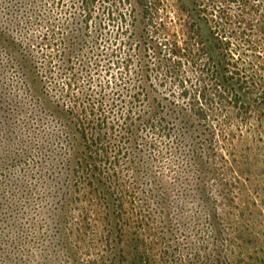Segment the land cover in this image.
<instances>
[{
    "label": "trees",
    "instance_id": "1",
    "mask_svg": "<svg viewBox=\"0 0 264 264\" xmlns=\"http://www.w3.org/2000/svg\"><path fill=\"white\" fill-rule=\"evenodd\" d=\"M0 264H264V0H0Z\"/></svg>",
    "mask_w": 264,
    "mask_h": 264
}]
</instances>
